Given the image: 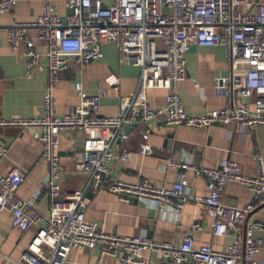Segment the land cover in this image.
Returning <instances> with one entry per match:
<instances>
[{"label":"built area","instance_id":"2783aa9c","mask_svg":"<svg viewBox=\"0 0 264 264\" xmlns=\"http://www.w3.org/2000/svg\"><path fill=\"white\" fill-rule=\"evenodd\" d=\"M69 10L61 18L53 0H45L41 14L30 22H14L5 28L10 49L25 61L29 72L46 71L43 109L31 118H0V128H18L31 132L42 144L47 164L43 186L50 211L47 218L34 212L32 202L21 201L16 191L23 175L10 170L0 175V213L7 212L10 227L26 232L43 223L18 261L7 264H65L73 250H97L100 256L119 264H150L144 254L154 255L158 264H264L255 255L264 248V239L254 238L263 224L249 222V216L264 203V169L257 156L260 173L246 175L238 163L222 162L217 168L195 164L186 155L161 161L163 170H176L177 182L158 188L148 181L125 182L109 177L111 162L127 164L133 155L145 158L153 152L149 144L153 123L165 127L208 128L234 125L242 137L264 126V0H62ZM18 0H0V15H13ZM221 47L229 67L228 77L214 81L215 93L224 106L199 115L185 112L177 85L187 78L186 54L190 45ZM113 45L120 64L136 66L140 75L129 96L119 98L118 108L106 114L100 98L87 95L75 85L79 103L64 115L56 112L54 91L59 76L71 64L86 66L103 59V48ZM37 47L44 50L41 55ZM45 61V66L41 61ZM114 79L111 85L118 84ZM149 90L166 91L164 104L152 109L147 102ZM254 95L253 108L250 99ZM159 118V119H157ZM142 126L136 151L122 148L128 140L124 126ZM63 131L81 134L82 147L71 154V172L86 175L89 184L114 195L119 202L141 204L160 217L179 216L188 202L202 205L212 220L211 235L232 233L233 241L224 251L209 246L195 248L192 234L201 231L192 223L189 234L179 245L155 242L146 236H119L106 232L83 216L84 190L64 192L63 165L59 155V135ZM6 145L0 140V158ZM187 173L206 182L208 196H194ZM235 183L246 187L256 204L244 208L223 200L225 187Z\"/></svg>","mask_w":264,"mask_h":264},{"label":"crops","instance_id":"0c3cea01","mask_svg":"<svg viewBox=\"0 0 264 264\" xmlns=\"http://www.w3.org/2000/svg\"><path fill=\"white\" fill-rule=\"evenodd\" d=\"M45 0H18L13 15H0V118H31L42 113L43 92L46 87V71L29 72L25 61L6 43L5 28L16 22H30L38 17ZM108 4L110 0H101ZM55 12L64 18L69 10L62 0H53ZM41 55L44 50L37 47ZM104 57L100 61L86 66L71 64L59 76L54 91L56 112L58 115L68 113L79 103L75 85L90 96H97L99 90L106 92L100 103L106 114L116 111L121 96H129L136 87L140 69L136 66L120 64L117 50L113 45L103 48ZM187 78L177 85V93L186 113L199 115L224 106V100L214 90V81L220 77H228L229 67L225 61L221 47H198L190 45L186 54ZM41 64L45 66V61ZM119 81L116 85L110 82ZM167 92L149 90L147 102L152 109L161 107ZM254 95L250 99L253 108ZM159 119V118H157ZM142 126H134L127 130L128 140L121 147L136 151L140 142ZM0 140L6 145L5 156L0 158V175L17 169L23 175V182L16 191L21 201L32 202L37 215L47 218L50 203L43 186L47 164L42 156V144L34 139L31 132L18 128H0ZM153 148L150 157L133 155L125 165L111 162L108 165L109 177L125 182L148 181L158 188H171L177 182L176 170H163L161 161L167 158H178L186 155L195 164L207 168H217L222 162L232 161L239 164L244 174L251 177L259 175L261 158L264 169V126L256 128L250 134L245 132L239 137L234 125H213L208 128L189 129L186 127H165L155 120L148 140ZM82 147L81 134L76 131H63L59 135V155L63 165L62 186L64 192L84 190L85 207L83 216L89 222L97 223L106 232L119 236H146L161 243L179 245L185 235L189 234L192 223H198L201 231L193 233L195 248L209 246L215 251H224L233 241L232 233L223 237L211 235L212 220L202 205L193 202L185 204L178 225L172 217L163 219L159 214L141 204L121 203L118 199L89 184L86 175L71 172L70 156ZM187 181L194 196L206 197L208 190L203 179L187 173ZM223 200L225 203L244 208L253 201L252 193L244 186L230 183L225 187ZM264 201V198L263 200ZM249 222L258 221L263 227L254 232V238L264 239V203L258 205L249 216ZM43 223L32 225L26 232L10 227V217L5 211L0 213V264L6 260L18 261L27 251ZM150 264H158L154 255L144 254ZM257 261H264V248L255 255ZM65 264H119L110 257H103L95 249L73 250L69 253Z\"/></svg>","mask_w":264,"mask_h":264},{"label":"water","instance_id":"95a60500","mask_svg":"<svg viewBox=\"0 0 264 264\" xmlns=\"http://www.w3.org/2000/svg\"><path fill=\"white\" fill-rule=\"evenodd\" d=\"M134 127L133 125L132 126H124L123 127V132L124 133H127V130H129L130 128Z\"/></svg>","mask_w":264,"mask_h":264}]
</instances>
